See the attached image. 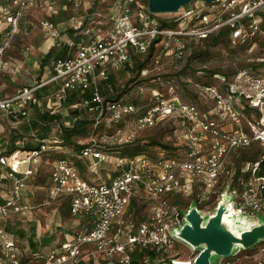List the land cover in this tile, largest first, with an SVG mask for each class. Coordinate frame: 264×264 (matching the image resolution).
Wrapping results in <instances>:
<instances>
[{
  "label": "built area",
  "instance_id": "1",
  "mask_svg": "<svg viewBox=\"0 0 264 264\" xmlns=\"http://www.w3.org/2000/svg\"><path fill=\"white\" fill-rule=\"evenodd\" d=\"M35 1L0 0V74L9 67L6 52L18 33L20 18ZM79 1L73 0V5L78 6ZM114 1L106 8L104 20L89 16V21L78 20L73 27L78 40L64 41L66 52L51 59L50 75L0 97V111L12 122H30L41 100L40 91H48L52 107L76 96L72 107L79 116L93 118L94 126L134 115V127L143 130L161 117L176 119L185 142L152 156H115L116 170L108 181H91L73 161L55 160L46 183L47 194L52 199L67 196L70 214L85 217V223L46 252L35 250L26 256L14 233L0 226V264H178L172 250L179 240L170 228L181 225L182 210L191 200L198 208H212L230 180L235 186V212L264 214V0H215L210 4L193 0L189 8L181 7L163 19L149 11L147 0ZM56 3L48 1L39 23L47 36L59 43L61 32L52 20ZM222 31L228 32L232 44L249 41L251 46L262 40L261 54L253 65L227 78L215 74L216 84L197 82L186 75L184 81L196 91L195 101L182 99L172 86L164 91L145 81H155L163 67L179 64L192 42ZM150 50V60L140 69L135 85L134 97L140 102L106 100L98 83L125 67L133 55ZM75 119L71 116L62 123L71 126ZM51 141L43 139L39 148L25 150L19 157V149L8 155L0 153L1 177L11 184L10 194L0 201L1 217L11 213L26 216L33 209L23 192L33 176L32 165ZM87 143L76 157L90 160L89 170L97 175V161L109 155L97 147L96 140ZM241 152L240 167L235 171L227 167L229 158ZM185 195L189 197L184 203L181 198ZM133 200L148 209L146 214L129 211ZM263 243L260 251H264ZM138 251L145 253L138 255Z\"/></svg>",
  "mask_w": 264,
  "mask_h": 264
},
{
  "label": "rangeland",
  "instance_id": "2",
  "mask_svg": "<svg viewBox=\"0 0 264 264\" xmlns=\"http://www.w3.org/2000/svg\"><path fill=\"white\" fill-rule=\"evenodd\" d=\"M45 1L46 3H44ZM48 1L49 0H42L40 6H38L39 9H32L27 14L26 17L30 23L29 27L22 28V32L14 41V46L12 48L10 47V50L7 53L8 56L12 58L11 61L13 63L23 65V69L26 67V71L22 70V73H24L26 76L24 79V84L32 82V78L30 76L35 77L41 74L43 75L46 73V71H50V60H48L43 67L41 65V61H43L42 59L45 55V49L40 47L42 44H44L43 42L48 36L39 23V19H41L46 14L45 5L48 3ZM114 2V0H80L79 5L74 6L73 0H57L60 12H58L57 15H55L53 12L52 14H54V17L52 18L54 23L57 24L58 29L61 30V37L58 40V42H61V44L59 45L58 43L56 47H54V55H57L61 50H63L64 47H62V44L68 38H70L72 42H76L78 40L79 35L74 33L72 28H67L75 20V18L82 20H86L87 18L88 20V18L91 17L92 19L101 18L104 20L103 14L105 13L106 8L108 6H113ZM58 8L55 7L54 11L56 12V9ZM95 10H97V12H99L101 15L99 16ZM30 14H32L34 17H32ZM169 16L170 15H168V13L160 14L159 18L163 19L168 18ZM261 19L264 20V11L261 14ZM62 22H64V24H68L69 22V25H65L62 28L59 26V24ZM205 43L206 41H200L196 43L197 49L203 50L206 48V51L204 54L195 56L190 60L189 64L196 69H221L222 71L231 72L233 70L239 69L240 66H243L248 62L254 63L256 58L260 56L262 50L261 43L259 42L252 44L247 49L241 48L239 43H219L216 46L208 47ZM25 46L29 47V49L25 50ZM192 49L193 47L189 48L186 57L179 64L172 67H163L162 70L156 76H154L155 81L146 82L152 86H159L160 88H163L164 91L170 88L169 86H172L176 89L182 99L195 101L198 97L194 96L195 94L193 92L196 91L190 86H187L186 88L183 84L186 74L187 76L190 75L189 71L187 70L185 71L187 73L183 74L179 73V70L185 66L187 58L190 55ZM27 57L30 59L33 58L30 60L31 64H27ZM53 57L51 56V59ZM24 60L26 61L25 63ZM36 62L37 65H35ZM122 68L123 67L115 69V71L112 72V77L114 78L112 82V88L113 91H116L117 93L119 92V89H121L120 87H123L124 91L121 93L122 95H120V97L122 100L130 101L135 98L134 93L137 79L134 81H129L132 77L131 73L129 71L123 72ZM0 82L3 83L0 97H5L7 94L9 95L16 88V86L10 81V79L7 78V76H3ZM100 82H102V80ZM105 91H107L109 94H112L110 89H105ZM47 95L48 91H40V102L44 105L48 103ZM75 102H77V100H74L73 102L68 101L67 103H61L60 111L63 121L69 120L68 115H72L71 109H74L72 104ZM175 120L176 119L173 118L161 117L152 127L143 130H137L134 127L135 116L129 115L122 118L119 122H102L99 124V127L91 130L92 132L89 137L81 139V142L87 143L92 138L96 140L101 149H106L107 146H110V149L112 150L109 152L114 157L116 155L127 154L123 146L128 142L132 143L134 146L144 147V149H140L141 153H146L152 156L158 153L160 150H166V148H163L160 143L168 146H181V144L185 142L183 131ZM0 127H3L2 131H0V135L4 134L6 140L8 141L5 149L9 148L12 136L15 134H26L27 132L23 125L18 124L11 126L10 119L2 111H0ZM117 128H120V132L117 131ZM152 140L159 143H149ZM14 142L16 145H18L19 141L17 139ZM116 144H122L121 150H116ZM51 149H54L52 151L54 153H71L70 150L63 147L55 148L54 146L50 145L49 149L47 150ZM45 152L42 153L44 154L43 156L41 154L44 160L41 162V165L38 169L43 175H47L51 171L53 162L58 159L56 157L50 156L51 153L46 154ZM243 157V152L235 153V155H232L227 161V167H230L231 169L233 168L235 171V168L238 169L240 167ZM254 157L255 156L252 158ZM81 164L82 166L80 170L83 176L91 181H108L116 170L115 158H110L109 156L105 160L97 161L96 165L99 173L97 174L98 176L94 175L89 170L88 165L92 164L90 160H85V162L82 161ZM238 176H240V173H238ZM10 185V181L8 180L5 183H0V200L7 197L8 193L11 192ZM30 188L28 190L31 191L27 190L26 193H24L26 200L28 199L27 201H29L30 199V201H33V203L36 205L33 207V209H31L30 213H28L26 216L14 213H11L5 217L0 216V223H4V225L11 229L9 230L14 233L16 242L18 243V248L25 256L31 251L35 250L46 252L62 239V234L64 232H71L85 223L81 215H70L63 206L61 207L60 203L63 200L62 197L52 199L47 195V192L44 188H40V190L37 189L36 194L32 195L33 191ZM188 197L189 195L183 196L181 201L185 203L188 201ZM147 211L148 209L145 208L141 210L140 213L146 214ZM261 245L262 244H258L249 249H242L235 255L223 258L220 264H225L226 261H230V264H264V251H260ZM172 251L177 254L178 259L190 260L196 254L189 246L180 241L176 242L175 248ZM212 264H218L217 259H215Z\"/></svg>",
  "mask_w": 264,
  "mask_h": 264
},
{
  "label": "trees",
  "instance_id": "3",
  "mask_svg": "<svg viewBox=\"0 0 264 264\" xmlns=\"http://www.w3.org/2000/svg\"><path fill=\"white\" fill-rule=\"evenodd\" d=\"M261 24H262V27L264 28V20H262ZM200 41H206L205 44L208 47V46H216L219 43L228 44V43H230V38H229L227 31H222L219 34L212 36L210 38H205V39H201V40L196 41V42H192L191 47H193V49L191 50V53L187 58V62L185 63V66L181 70H179L180 74L187 73L185 71L188 70L190 76H192L195 81L202 82V83H214V84H216V83H218V80L214 76L215 74L225 75L227 78L231 75L232 72L234 73L238 70V69H236V70H233L231 72H228V71H222L221 69H207V68L196 69L193 66H191L189 64L190 60L195 56L204 54V52L206 51V48H204L203 50L196 48V43L200 42ZM257 42L261 43V46H262V43H263L262 40L259 39V40H257ZM239 44H240V47L243 49H247L250 46L249 41L240 42ZM53 50H54V48L51 47L48 50V52L44 55V57L42 59L43 61H41L42 66L51 58V56L53 57V55H54ZM65 50H66V46H64L63 50H61L57 55L64 54L66 52ZM151 53H152V50H150L147 54H144V55H140V56L133 55L132 61L130 63L126 64L125 67L122 68L123 72L129 71L131 73L132 77L130 78L129 81H134L135 79H137L140 69L148 64V61L150 60ZM57 55H54V57ZM249 64L253 65L254 63L248 62L245 65L240 66L239 69L242 67H245ZM113 80H114V78L112 77V72H111L109 74V78L107 79V81H102V82L98 83L99 91H100L101 95H103L105 97L106 100L119 99V98H121L120 97V95H122L121 93H123V91H124L123 87H120L121 89H119V92H117V93H116V91H113V88H112ZM145 81L151 82L150 80H147V79ZM101 83H103V84H101ZM183 84L187 88L188 85L186 84L185 81H183ZM105 89H110L112 91L111 92L112 94L107 93V91H105ZM90 92H91L90 90H87L85 93L87 95H89ZM193 93L195 94L194 96L197 97L196 92H193ZM74 100H76V96L72 97L69 101L73 102ZM132 101L134 103L140 102V100H138V98H134ZM57 106H59V105H56V106L51 107V108H45V109H40L39 107H35L36 110L34 111V115L31 119V124L29 126H26V127H30V128L25 127V129L27 130L26 134H22V135L21 134L20 135L15 134L14 136H12L10 146H9V148H7L5 150L4 153L8 155L17 149L32 150L35 148H39L40 144H42V142H43V139H51L52 141L49 142V145L67 148L68 150H70L71 153H69V154L66 152L54 153V152H52L54 149L46 150L45 153L46 154L51 153L50 156L56 157L58 159L59 158H66V159L73 161V163H75V165L78 167L81 175L83 176V174L80 170L81 166H82V164H81L82 160L78 159L76 157V155L80 152V150L83 147L87 146L88 143L81 142V139L89 137V135L92 132L91 130L96 129L97 127H99V125L94 126L93 118H88V116H79L77 109H71V113H72L71 116L76 117V119L74 120V122L72 123L71 126H66L62 123V114L59 111V107L56 108ZM175 121H177V120H175ZM52 131H53V133H52ZM17 139L22 141L21 145L15 144L14 141ZM149 143L158 144L159 142H155L152 140ZM160 145H162L163 148H166V149H174L173 146H168V145L161 144V143H160ZM97 146H98V148H100L99 144ZM115 146H116L117 151L121 150V148H122V144H116ZM123 147L125 148V151L127 152L126 156H134L137 154H141L140 149H144V147H142V146H134L132 143H128V142L126 144H124ZM101 150L104 153L108 154V153H110L109 151L112 149H110V146H107L106 149H101ZM255 154L256 153L253 152L250 155L251 158L253 156H255ZM247 158H249V157H247ZM46 176L47 175H43L42 173H40V170H39V173L37 175L33 176L31 181L29 179V182H32V185L45 186ZM7 180H8L7 177H1V174H0V183H5ZM9 194H10V192L8 193V195ZM62 198H63V200L60 203L61 207L63 206L67 210V212L70 213L69 207H68L69 206V198L67 196H63ZM1 200H3V199H1ZM143 207H144V205L137 206L136 202L133 200L130 204L129 211L131 213L138 214L143 209ZM0 225H2L3 228L5 230H7L8 232H11L10 231L11 229L9 227H7L6 225H4V223H0ZM63 237H64V235L62 234V239H63ZM144 253H145L144 251H138L137 252L138 255H143Z\"/></svg>",
  "mask_w": 264,
  "mask_h": 264
},
{
  "label": "water",
  "instance_id": "4",
  "mask_svg": "<svg viewBox=\"0 0 264 264\" xmlns=\"http://www.w3.org/2000/svg\"><path fill=\"white\" fill-rule=\"evenodd\" d=\"M193 0H147V7L155 14L189 8ZM212 3L215 0H201ZM235 186L230 180L222 189L220 198L209 209L198 208L195 200L182 210L181 225L172 226L171 233L194 251L191 264H218L223 258L235 255L242 249L264 242V214L237 213L234 210Z\"/></svg>",
  "mask_w": 264,
  "mask_h": 264
},
{
  "label": "crops",
  "instance_id": "5",
  "mask_svg": "<svg viewBox=\"0 0 264 264\" xmlns=\"http://www.w3.org/2000/svg\"><path fill=\"white\" fill-rule=\"evenodd\" d=\"M41 1L42 0H36L35 1V3L29 8V9H27V11L23 14V16L20 18V21H19V30H18V33H17V35H16V37H15V39H14V41L16 40V38H17V36H19V34L22 32V28H27V27H29V25H30V23H29V20H28V18L26 17L27 16V14L32 10V9H35V8H37V9H39L38 8V6H40V4H41ZM44 3H46V1L44 2ZM56 7L58 8V4L56 3ZM59 9L60 8H58V9H56V12H54V14L55 15H57L58 14V12H60L59 11ZM54 14H52V17H54ZM30 15H32V14H30ZM32 17H34L33 15H32ZM87 19V18H86ZM40 20V19H39ZM52 20H53V18H52ZM78 20H80V19H76L75 18V20L70 24V26H68L67 28H72V31H73V27L75 26V25H77L78 24ZM85 20V19H84ZM32 21V20H31ZM54 21V20H53ZM56 26H57V24H55ZM65 25H69V22H68V24H64V22H62V23H60L59 24V26L60 27H64ZM57 28H58V26H57ZM61 31V30H60ZM44 44H42V46L40 47V48H42V49H45L44 50V52H45V54L48 52V50L51 48V47H56V45L58 44L57 43V40H55L54 38H51V37H47L46 38V40L43 42ZM14 46V42H13V44H12V46H10L11 48ZM24 49L25 50H28L29 49V47H24ZM9 50H10V48L8 49V51L6 52V59H8V61H9V67H7V68H5V69H3L2 71H1V74H0V80H2V78H3V76H7V78L8 79H10V81L15 85V86H20V85H22V84H24V79L26 78V76H25V74L24 73H22V70H24V71H26L27 69H26V67H25V69H23V65H20V64H18V63H13L12 61H11V59L12 58H10V56H8V52H9ZM31 59H33V58H31ZM29 57H27V60H28V62H27V64L28 63H30L31 60ZM50 61H51V58L49 59ZM26 61L24 60V63H25ZM31 64V63H30ZM33 64H34V62H33ZM35 65H37V62L35 63ZM41 65H42V63H41ZM45 65V64H44ZM43 65V66H44ZM42 66V67H43ZM38 67V66H37ZM50 72H51V67H50V71L48 72V71H46V73H44L43 75L41 74V75H38V76H30L31 78H32V82H34V81H39V80H42V79H45V78H47L49 75H50ZM29 75H31V74H29ZM28 79V78H27ZM31 82V83H32ZM2 87H3V83H1L0 82V92H1V89H2ZM11 94V93H10ZM8 95V94H7ZM50 106V107H49ZM35 107H39L40 109H45V108H51L52 106L51 105H49L48 103L47 104H43V103H38V105H36ZM35 107H34V109H35ZM59 107V111H60V109H61V107H60V105L59 106H57L56 108H58ZM36 110V109H35ZM34 110V111H35ZM60 113H61V111H60ZM33 115H34V113H33ZM68 119H70L71 118V116L70 115H68ZM11 121V120H10ZM18 124H20V125H23V127H26V126H29L30 124H31V120H30V122H19V123H16V122H12L11 121V126H14V125H18ZM26 128H30V127H26ZM2 129H3V127H0V131H2ZM32 132V131H31ZM18 145H21L22 144V141L21 140H19L18 139ZM7 140H6V138H5V135L4 134H1L0 135V153H4L5 152V148H6V144H7ZM50 146V145H49ZM48 146V147H49ZM55 147V146H54ZM56 148V147H55ZM49 149V148H48ZM19 153H16V156H21V155H23V151H25V150H20L19 149ZM46 151V150H45ZM44 151V152H45ZM5 154V153H4ZM108 155H109V157L110 158H114V156H112V154L111 153H108ZM42 156H43V154H42ZM41 156V158L39 159V161L37 162V163H35V164H33L32 165V168H33V170H34V172H33V176H35V175H37L39 172V167H40V165H41V162L44 160L43 159V157ZM24 167H25V163L23 162V164H21V166H20V168L21 169H24ZM115 173V172H114ZM0 174L2 175V174H4V169H2L1 167H0ZM49 174H50V172L47 174V176H46V178H45V182L48 184V182H49ZM114 175V174H113ZM33 176H31L30 177V181H31V179H32V177ZM31 187V188H30ZM32 189V195H34V194H36V191H37V189H39L40 190V188H44L45 190H46V192H47V187H46V184H45V186H42V185H32V182H29V187L27 188V189H25L24 190V192L23 193H26V191L28 190V189ZM28 191H31V190H28ZM48 193V192H47ZM48 195V194H47ZM26 199V198H25ZM28 200V199H27ZM28 202H30V203H32L33 204V207H35L36 205H35V203H33V201H30V199H29V201ZM69 207V206H68ZM30 213V212H29ZM69 213V212H68ZM70 214V213H69ZM71 215V214H70ZM83 217V216H82ZM83 220H84V222H85V217H83ZM79 228V227H78ZM77 228V229H78ZM76 230V229H75ZM75 230H72L71 232H74ZM71 232H64L63 233V235H65L66 233L68 234V233H71Z\"/></svg>",
  "mask_w": 264,
  "mask_h": 264
},
{
  "label": "bare ground",
  "instance_id": "6",
  "mask_svg": "<svg viewBox=\"0 0 264 264\" xmlns=\"http://www.w3.org/2000/svg\"><path fill=\"white\" fill-rule=\"evenodd\" d=\"M177 263H178V264H191V263L189 262V260H187V259H179V261H177Z\"/></svg>",
  "mask_w": 264,
  "mask_h": 264
}]
</instances>
